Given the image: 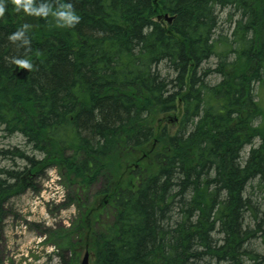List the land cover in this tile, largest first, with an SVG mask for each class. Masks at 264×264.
<instances>
[{
    "label": "trees",
    "instance_id": "obj_1",
    "mask_svg": "<svg viewBox=\"0 0 264 264\" xmlns=\"http://www.w3.org/2000/svg\"><path fill=\"white\" fill-rule=\"evenodd\" d=\"M72 3L71 28L0 17V132L30 148L5 152L23 166L0 171V232L56 168L77 198L103 183L71 232L91 264H264V0Z\"/></svg>",
    "mask_w": 264,
    "mask_h": 264
},
{
    "label": "rangeland",
    "instance_id": "obj_2",
    "mask_svg": "<svg viewBox=\"0 0 264 264\" xmlns=\"http://www.w3.org/2000/svg\"><path fill=\"white\" fill-rule=\"evenodd\" d=\"M221 19H225V14H221ZM16 148L30 149L22 136L7 137L0 132V171L14 168L15 163L17 167L23 166L19 159L5 155L6 151ZM249 150L248 147L245 157ZM31 182L39 191L26 190L11 197L5 205L6 215L0 232V264H74L75 257L79 258L80 264L86 249L77 246L80 239L71 232L78 231L76 226L79 227L87 210L90 217L97 212V206L103 201L99 198L103 183L93 186L87 198H77L73 187L68 186L56 168ZM252 186L250 197L259 209L258 217L264 220V179L255 181ZM85 199L87 203L81 207L80 203L84 204ZM261 242L258 239L252 244L259 253L264 252ZM70 245H76V252Z\"/></svg>",
    "mask_w": 264,
    "mask_h": 264
},
{
    "label": "clouds",
    "instance_id": "obj_3",
    "mask_svg": "<svg viewBox=\"0 0 264 264\" xmlns=\"http://www.w3.org/2000/svg\"><path fill=\"white\" fill-rule=\"evenodd\" d=\"M8 3L13 5V10L17 13L23 12L26 16L49 18L51 17L56 26L61 28H71L79 23L81 17L75 11L72 0H0V17H3ZM31 27L23 24L16 32L9 37L10 40L23 39L26 30ZM17 63L29 65V61L17 60Z\"/></svg>",
    "mask_w": 264,
    "mask_h": 264
},
{
    "label": "water",
    "instance_id": "obj_4",
    "mask_svg": "<svg viewBox=\"0 0 264 264\" xmlns=\"http://www.w3.org/2000/svg\"><path fill=\"white\" fill-rule=\"evenodd\" d=\"M169 22H171V19H168ZM81 264H90V255L88 252L85 253L82 261H81Z\"/></svg>",
    "mask_w": 264,
    "mask_h": 264
}]
</instances>
